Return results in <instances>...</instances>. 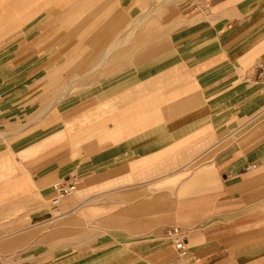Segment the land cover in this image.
Masks as SVG:
<instances>
[{
  "label": "crops",
  "instance_id": "0c3cea01",
  "mask_svg": "<svg viewBox=\"0 0 264 264\" xmlns=\"http://www.w3.org/2000/svg\"><path fill=\"white\" fill-rule=\"evenodd\" d=\"M55 1L20 0L18 46L0 47V138H15L0 146V168L17 162L32 172L0 175V264H264V78L255 67L264 61V0H188L191 9L175 13L181 0H161L111 40L112 21L95 16L80 35L107 45L95 51L94 80L69 84L79 91L40 110L57 68L19 41L38 39L32 21L54 15ZM167 7L164 31L150 33L168 31L171 50L136 34ZM13 14L0 5L2 40L15 32ZM61 22L58 44L86 21L63 32ZM44 118L54 129L40 133ZM28 128L36 138L19 143ZM60 131L70 137L61 150L51 141ZM61 172L77 178L78 193L54 207ZM175 227L187 238L184 256L169 235Z\"/></svg>",
  "mask_w": 264,
  "mask_h": 264
},
{
  "label": "rangeland",
  "instance_id": "374dc122",
  "mask_svg": "<svg viewBox=\"0 0 264 264\" xmlns=\"http://www.w3.org/2000/svg\"><path fill=\"white\" fill-rule=\"evenodd\" d=\"M96 2H86L84 0H65V1H55L52 2V7H54V15L52 14L51 17H47V14L43 12L42 15H39L36 17L32 22L33 26L35 27L34 33L35 36L38 37V39H22L19 41V48L22 49V51H34L35 53H38V58H39V64L44 65L46 63H50L51 67L57 68V76L54 79V93L51 92V94L47 97H43L44 103L40 105V110H43L44 107L49 106L48 102L46 101L53 100L58 96L60 92L66 91V94L62 97L65 98L69 94H75L79 91V87L74 86L72 88L69 87V84H78L79 79H87V80H94L95 76V51H101L103 48H105L107 45H103L102 47L99 45L95 46L92 45V42H86L87 40H83V43H81V36H84L85 33L87 32V28L91 24L90 22L96 17L102 18L103 14L106 15V20H111V24H109L108 28L106 29V33L110 37L109 40H111V35L114 37L115 34L127 25L132 20L133 16L138 15L142 11H150L152 10L157 3L161 0H131V5L133 4L134 6H126L128 3V0H93ZM183 0L179 1L176 4H172L173 8L172 13L179 12L181 10L187 11L191 9V2L186 0L185 3H182ZM182 3V4H180ZM20 0H0V5H5L10 7L12 9V12L14 11V14L10 17V20L13 22L10 23V25H7L10 27H15V32L13 35H11V38L7 40H2L0 39V47L4 46L6 44L12 43L10 49L11 51H15V47L18 46L16 43L17 39L16 37L21 36L23 25L21 24V15H20ZM48 4V2H47ZM38 8L40 7H47L48 5L46 4H38ZM169 7V6H168ZM168 7L167 11L166 9L164 11H161L156 15V18L149 24L148 29L142 32V30H137L136 34L137 35H144L146 36H153L152 38L153 42L158 43L162 45L163 48H173L175 45V41L169 38V32H161L159 35L156 33L152 34L150 33V30L152 32H155L158 30V28L162 29L164 31L165 29V22L167 21L168 17L166 14L168 13ZM46 11V9H45ZM158 10H153L151 13L145 12L144 16H148L154 12H157ZM18 12V14H16ZM52 13V12H51ZM141 17L142 19L144 18ZM104 18V17H103ZM64 21L63 26L61 29L62 32L64 30H67L68 28H72L77 26L79 23L84 22V24L80 27L78 30L77 34L72 38L70 41L69 40H63L64 42H61L58 44L56 43V28L58 26L62 25L61 21ZM102 20V19H101ZM134 22H141L139 21H134ZM134 22L130 23L129 29L131 30L132 27L134 26ZM3 25H0V27ZM30 26V25H28ZM8 29V28H4ZM4 29H0V34H3L5 31ZM170 30V29H168ZM128 31V28L124 30L121 36L126 34ZM167 33V34H165ZM107 36V37H108ZM120 36V37H121ZM15 39V40H14ZM107 39V38H106ZM108 40V41H109ZM13 42L14 45H13ZM18 44V43H17ZM32 48V49H31ZM102 48V49H101ZM52 51V52H51ZM92 53V55L86 56V53ZM49 53H53L51 56ZM49 55V56H48ZM29 57V56H28ZM36 57V56H35ZM48 58H50L48 62ZM87 58V62L83 63L82 66H79V60ZM52 68V69H53ZM44 91H47L46 86L44 87ZM71 89V90H70ZM71 92V93H70ZM53 112V110L51 111ZM57 118L56 120H60V125H55L57 129H61L62 127V117L60 113H55L54 114ZM51 117L53 114L50 115ZM45 117V116H44ZM29 120V119H28ZM27 120V121H28ZM26 121V122H27ZM25 126V125H24ZM48 130L46 129L48 127V122L47 119H40L39 122V132H46L47 131H52L54 128L53 125H51ZM68 128L70 127L72 130L77 126L71 124V126L67 125ZM31 130L28 128L24 130L23 135L19 138V143H23L28 145L32 139V137L36 138V135H31ZM62 131H60L57 135L54 137H51V141L54 140V143L56 145H60V150L63 148V143L65 140H68L70 137L61 135ZM46 135L39 137V139L45 138ZM14 137L10 138L7 137V139H1L0 138V146H4L7 144H11L14 141ZM43 149L46 148V143L47 141L43 142ZM53 144V142H52ZM69 145V143H68ZM75 148V143L72 142V148ZM30 154V152L28 153ZM63 154V151L60 152V155ZM24 155H27L24 153ZM6 174H13V175H21V176H31L32 172L30 169H28L25 166L20 164V163H14L12 167H8L7 169L0 168V175H6ZM63 172L57 174L54 179H60L63 176ZM79 184V183H78ZM167 188H173L175 184H167L165 185ZM182 191H186V189H180ZM78 193V189L71 195L75 196ZM184 196V195H183ZM50 200V199H49ZM167 243L172 244V239L171 238H166L164 239Z\"/></svg>",
  "mask_w": 264,
  "mask_h": 264
},
{
  "label": "built area",
  "instance_id": "2783aa9c",
  "mask_svg": "<svg viewBox=\"0 0 264 264\" xmlns=\"http://www.w3.org/2000/svg\"><path fill=\"white\" fill-rule=\"evenodd\" d=\"M257 76L261 79L264 78V61L259 60L256 62ZM78 187V180L74 177L67 179H60L54 183V193L50 199L51 205L56 207L59 205L62 198L72 195ZM169 235L174 238L175 247L178 255L184 256L188 251V243L186 235L178 227L169 231Z\"/></svg>",
  "mask_w": 264,
  "mask_h": 264
}]
</instances>
